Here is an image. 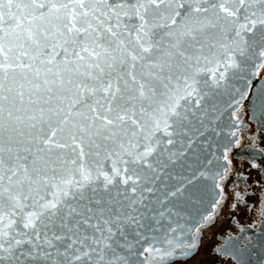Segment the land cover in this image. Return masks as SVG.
<instances>
[{"label": "snow or ice", "instance_id": "1", "mask_svg": "<svg viewBox=\"0 0 264 264\" xmlns=\"http://www.w3.org/2000/svg\"><path fill=\"white\" fill-rule=\"evenodd\" d=\"M262 76L264 0H0V264H178L253 170L264 215Z\"/></svg>", "mask_w": 264, "mask_h": 264}, {"label": "flooded vegetation", "instance_id": "2", "mask_svg": "<svg viewBox=\"0 0 264 264\" xmlns=\"http://www.w3.org/2000/svg\"><path fill=\"white\" fill-rule=\"evenodd\" d=\"M262 77L255 79L252 91L259 86ZM251 99L249 96L242 109L244 122L249 125L250 131L245 132L241 145L231 153L234 163L241 159H264L259 152L264 144L253 146L249 143V137L258 132L259 118V112L257 119L252 118ZM256 176L253 170L249 180L252 187L247 189L249 197L245 203L232 208V201L229 200L217 212L213 222L202 226L199 233L193 232L191 239L197 248L182 257L178 264H264V215L260 214L261 192L255 185ZM232 183L228 182L229 188ZM220 249H225L226 253L220 252Z\"/></svg>", "mask_w": 264, "mask_h": 264}, {"label": "water", "instance_id": "3", "mask_svg": "<svg viewBox=\"0 0 264 264\" xmlns=\"http://www.w3.org/2000/svg\"><path fill=\"white\" fill-rule=\"evenodd\" d=\"M262 80H264V76L262 77ZM254 81H253V83H254ZM253 92H255V89H253ZM204 207L208 208V210L211 211V209L208 205H205ZM201 211H203V209H201ZM198 219H199L198 215H196L195 211H193L192 217L188 221L187 224H185V221H183V220L180 221L181 227L184 228V231L182 234L178 231L177 235L181 236V238L184 239L185 241L191 239V236H192V234L194 232V228H195V222Z\"/></svg>", "mask_w": 264, "mask_h": 264}]
</instances>
